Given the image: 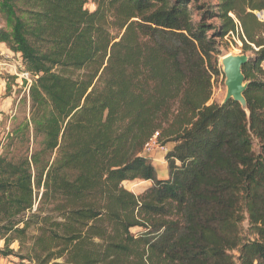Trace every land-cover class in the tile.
Returning a JSON list of instances; mask_svg holds the SVG:
<instances>
[{
    "label": "trees",
    "instance_id": "16d2710c",
    "mask_svg": "<svg viewBox=\"0 0 264 264\" xmlns=\"http://www.w3.org/2000/svg\"><path fill=\"white\" fill-rule=\"evenodd\" d=\"M88 2L0 0V43L33 76L0 131V255L264 264V0ZM235 35L257 47L246 108L211 102ZM155 136L174 145L167 178L144 154ZM134 180L151 185L137 195Z\"/></svg>",
    "mask_w": 264,
    "mask_h": 264
},
{
    "label": "rangeland",
    "instance_id": "374dc122",
    "mask_svg": "<svg viewBox=\"0 0 264 264\" xmlns=\"http://www.w3.org/2000/svg\"><path fill=\"white\" fill-rule=\"evenodd\" d=\"M204 1L209 2V3H216L217 2V0H204ZM87 8H89L90 10H94L96 8V6L92 2V0H89V2L87 4ZM5 26H6V23L0 15V27H5ZM254 49L255 50L257 49V47L255 45H253V50L244 51L243 42L236 35L233 37L231 36V37L225 38L223 40L221 46H220V50L222 51V56L219 58V63L222 67L221 58L228 53H232L235 55H245L248 58L254 57V51H255ZM3 57H4V55L0 56V59H2ZM14 60H16V64L22 63L21 60H19V57H15L13 59V62H14ZM262 66L264 68V62L262 64ZM17 67H19V64L17 65ZM222 70L224 71L223 67H222ZM19 71H20V69H18V72ZM5 74H6V76H5L6 81L9 84V85H7V93L6 94H11V95H13V93H15V94L13 96V106H12L13 111H10L8 113H2L0 115V131H3V130L8 131V129L10 128L11 122H10V119H7L6 117L7 116L11 117L15 113V111L18 107V104H19V100L22 99L23 97H25V95L27 94V91H28V89H26V84L23 85L24 78L22 79L21 77L15 76L12 72H9V71H8V73L5 72ZM15 77H17V78L15 79ZM27 84H28V81H27ZM226 94H227V84H226V75L224 73V74H221L220 76H218L215 80L213 97L211 99V102L216 101L218 103H223L225 100ZM256 149H258L257 142H256ZM153 154H152V156H153ZM154 158L155 157H153V159H151V161H153V163H156L155 167L157 168V172L159 175L161 173L162 169H161L159 162L156 161ZM123 185H124V187L133 191L137 195H141L148 187H150L151 183H147V182L142 181V180H134V181H125L123 183ZM243 228H244V232L248 236H253V234L251 233V231L249 229L248 220L244 221ZM131 231L134 234H139V232L142 231V228L141 227H134L131 229ZM4 245H5L4 241L2 240V243L0 245V249H3ZM11 248H13L17 251L19 249V243L18 242L13 243L11 245ZM26 263H28V262H26ZM0 264H22V261L18 257H16L15 255H10L8 257H3L0 255Z\"/></svg>",
    "mask_w": 264,
    "mask_h": 264
},
{
    "label": "crops",
    "instance_id": "0c3cea01",
    "mask_svg": "<svg viewBox=\"0 0 264 264\" xmlns=\"http://www.w3.org/2000/svg\"><path fill=\"white\" fill-rule=\"evenodd\" d=\"M4 55V59H0V115L2 113H8L10 111H13V95L11 94H6L7 93V81H6V74L5 72H14V69L16 66L20 63L16 64V60L13 59L15 57H19V60L22 62V57L20 56L19 53H14L11 51L5 43H0V56ZM12 58V59H11ZM8 70V71H7ZM174 145L173 144H168V150L172 149ZM167 152H163L162 150L157 149L154 151L153 156H148L151 159L155 157L154 159L159 162L161 166V173L159 174L160 178H167L168 177V169H167V163L165 160V155ZM154 165L156 163H153ZM157 169V168H156ZM147 183H150L149 181H145ZM2 243V240L0 239V245Z\"/></svg>",
    "mask_w": 264,
    "mask_h": 264
},
{
    "label": "water",
    "instance_id": "95a60500",
    "mask_svg": "<svg viewBox=\"0 0 264 264\" xmlns=\"http://www.w3.org/2000/svg\"><path fill=\"white\" fill-rule=\"evenodd\" d=\"M248 60L249 58L245 55L231 56L226 59V70H224V73L227 79L228 92L224 102L233 98L239 101L246 108L244 92L248 83L245 80V75L243 74L242 69Z\"/></svg>",
    "mask_w": 264,
    "mask_h": 264
},
{
    "label": "built area",
    "instance_id": "2783aa9c",
    "mask_svg": "<svg viewBox=\"0 0 264 264\" xmlns=\"http://www.w3.org/2000/svg\"><path fill=\"white\" fill-rule=\"evenodd\" d=\"M258 18L264 22V13L263 12H257L256 13ZM237 23V28H239L240 24L238 21H236ZM21 56V54H20ZM20 67V68H19ZM19 67L16 66V68L14 69V72L13 74L15 76H18V77H21L22 79L24 78V81H26V89L29 88V86L31 85L32 83V79H33V76L30 72L26 71L24 66H23V63H21L19 65ZM18 69H20V71L18 72ZM21 73V74H20ZM30 77V78H29ZM31 79V80H30ZM27 81H28V84H27ZM24 85V83H23ZM157 149L159 150H162L163 152H167L168 151V147L167 145H161L158 141H157V138L156 136L153 137L145 146L144 148V154L147 155V156H152V154L154 153V151H156Z\"/></svg>",
    "mask_w": 264,
    "mask_h": 264
},
{
    "label": "bare ground",
    "instance_id": "6f19581e",
    "mask_svg": "<svg viewBox=\"0 0 264 264\" xmlns=\"http://www.w3.org/2000/svg\"><path fill=\"white\" fill-rule=\"evenodd\" d=\"M231 56H236L235 54H232V53H228L226 55H224L222 58H221V64H222V67L224 70H226V65H225V61L227 58L231 57ZM226 84H227V79H226ZM244 85V83H243ZM227 90H228V86H227ZM228 92V91H227Z\"/></svg>",
    "mask_w": 264,
    "mask_h": 264
}]
</instances>
